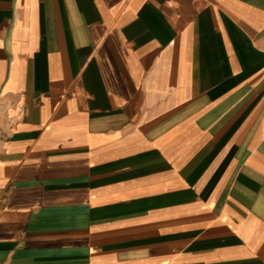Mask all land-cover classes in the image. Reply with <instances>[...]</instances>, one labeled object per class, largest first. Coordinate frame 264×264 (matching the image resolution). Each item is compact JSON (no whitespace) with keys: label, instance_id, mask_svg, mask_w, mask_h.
<instances>
[{"label":"crops","instance_id":"crops-1","mask_svg":"<svg viewBox=\"0 0 264 264\" xmlns=\"http://www.w3.org/2000/svg\"><path fill=\"white\" fill-rule=\"evenodd\" d=\"M0 264H264V0H0Z\"/></svg>","mask_w":264,"mask_h":264}]
</instances>
